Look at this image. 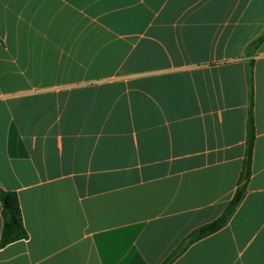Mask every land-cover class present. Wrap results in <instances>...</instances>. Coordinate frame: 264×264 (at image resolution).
Returning a JSON list of instances; mask_svg holds the SVG:
<instances>
[{
	"label": "crops",
	"instance_id": "0c3cea01",
	"mask_svg": "<svg viewBox=\"0 0 264 264\" xmlns=\"http://www.w3.org/2000/svg\"><path fill=\"white\" fill-rule=\"evenodd\" d=\"M263 31L264 0H0V189L29 235L0 264H163L236 192L250 60L247 195L172 264H264Z\"/></svg>",
	"mask_w": 264,
	"mask_h": 264
},
{
	"label": "trees",
	"instance_id": "16d2710c",
	"mask_svg": "<svg viewBox=\"0 0 264 264\" xmlns=\"http://www.w3.org/2000/svg\"><path fill=\"white\" fill-rule=\"evenodd\" d=\"M263 42L264 31L249 45L247 49V55H252L263 44ZM247 81L249 88V109L247 119L246 149L236 192L223 213L217 219L198 227L189 235H187V237L170 254L163 264L174 263L193 244L224 229L230 223L247 195L248 186L252 175L253 155L256 141V128L254 119V60H250L247 65ZM0 202L2 205L3 215V230L0 241L1 248L18 241L27 240L29 235L23 223V217L17 194L0 189Z\"/></svg>",
	"mask_w": 264,
	"mask_h": 264
},
{
	"label": "rangeland",
	"instance_id": "374dc122",
	"mask_svg": "<svg viewBox=\"0 0 264 264\" xmlns=\"http://www.w3.org/2000/svg\"><path fill=\"white\" fill-rule=\"evenodd\" d=\"M133 67H141V68H147V64H146V61H135L133 63Z\"/></svg>",
	"mask_w": 264,
	"mask_h": 264
}]
</instances>
